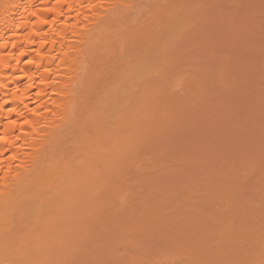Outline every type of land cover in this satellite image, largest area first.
<instances>
[{
  "label": "bare ground",
  "instance_id": "6f19581e",
  "mask_svg": "<svg viewBox=\"0 0 264 264\" xmlns=\"http://www.w3.org/2000/svg\"><path fill=\"white\" fill-rule=\"evenodd\" d=\"M193 1L0 0V264L91 262L90 250L106 238V260L98 262L105 258L100 246L102 257L93 256V264H111L121 246L129 257L118 256L117 263L162 264L146 261L150 254L135 256L159 241L171 252L165 264H246L251 256L264 264V228L256 226L264 221V198L251 202L256 208L246 203V210L222 197L220 209H238L223 224L206 219L212 229L220 223L214 229L220 242L212 245L214 231L187 213L213 209L212 187L207 195L191 190L196 194L190 191L182 205L176 201L180 209L170 215L159 213L156 201L164 216L157 218L154 207L157 217L150 216L147 208L137 227L124 225L123 240L114 234L123 229L122 210L124 218L136 214L129 178L120 177L173 132L183 114L166 100L175 60L174 47L164 41L182 17L206 14L203 6L186 7ZM155 52L163 60L150 83L148 60ZM194 199L195 210L181 209ZM153 241L158 244L146 249Z\"/></svg>",
  "mask_w": 264,
  "mask_h": 264
},
{
  "label": "rangeland",
  "instance_id": "374dc122",
  "mask_svg": "<svg viewBox=\"0 0 264 264\" xmlns=\"http://www.w3.org/2000/svg\"><path fill=\"white\" fill-rule=\"evenodd\" d=\"M204 3V0L186 2V7L192 8L197 5L205 7L206 14L199 16L196 20L195 15L192 16V14L188 15L189 18L182 17L180 21L183 23L174 29L164 41V44L169 48L174 47L175 53L173 52L172 56H174L176 65L170 74L173 78L170 88L166 91V100L171 101L169 105L173 106V110L183 113L182 117L180 116L182 120L180 119L177 127L173 129L174 133L169 132L167 137L141 152L140 161L133 163L129 170L120 177L121 180L129 178L132 199L136 203V214L134 220L133 215H128L126 218L129 220V217L132 218L131 221H128L124 218L123 210L120 212L119 219H123L125 223L120 222L122 230H115L114 234L119 237L121 234V236H125L124 231L127 224L126 227L132 229V226L134 228L138 221H142L141 218L147 216L145 215L146 211L151 214L150 216L154 214V217L161 218L164 216L162 214L170 215L175 208L176 210L180 209L176 201L179 200L182 205L183 198L189 197L186 195L191 190L198 189L196 192H199L204 189L203 193L207 195L208 187L215 188L216 190L213 192L217 196L214 195L216 198H214V202H217L218 205L214 204L216 207L211 205L213 209H210L216 210L214 211L216 214H218V210L224 209H220L224 206L219 201L222 197H228L227 200L233 202V205L241 206L243 204L245 209L247 208L246 203L250 208L253 207L252 204L255 200L259 201L260 199L259 203L256 202V204H260L264 198V0H211ZM161 54V52H155L148 60L151 73L148 72L147 78L150 77V83L157 79L155 75L163 60ZM253 168H255L254 174H252ZM115 187H117V183ZM186 188L188 189L187 193ZM161 189L163 191H160ZM167 190L170 191L167 193ZM196 192L192 193L196 194ZM192 193L190 194L193 195ZM199 193L197 195H202L201 192ZM195 200L182 206L181 209L191 207L195 210L194 203L197 202ZM156 201L157 203L160 201L162 204L160 202V205L158 204L160 208L162 207V211H159L162 214L157 211L159 207L154 204ZM203 203L204 201L202 205ZM263 204L264 202L262 206H264ZM209 206L208 204L207 207ZM153 207L156 208L154 209L157 211L156 215L157 213L159 215L155 216ZM218 207L219 209H216ZM254 207L256 208V206ZM198 208L195 210H198L197 213L187 212L189 215H193L192 222L195 224L196 221H201L202 217L204 220L200 224H203L207 218V220L210 218L209 222L211 221L212 224H214L213 221H217L214 220L215 218L223 224L225 220L234 218L231 215H235L238 209L228 212L224 209L223 212L220 211L218 215H215L210 212L211 210ZM248 208L246 210H249ZM127 209L129 210V207ZM144 210H146L145 213ZM253 212H250L251 215L255 214V211ZM109 213H102L101 221ZM230 213L232 214L230 215ZM217 222L216 224H218ZM129 223L132 226H129ZM204 223H206V229L214 231L212 236L216 234L214 229L220 227V223L215 225L214 229L211 227L212 224L207 225V221ZM257 223L258 228H264L263 219ZM137 225L139 226V224ZM199 227L201 228V225ZM199 227L197 225L195 229L193 228L194 231ZM196 231V234L199 233ZM212 232L210 233L212 234ZM200 235H203L202 232ZM216 235L212 238L218 236ZM209 236L208 239H211V235L207 237ZM120 238L123 240V237ZM210 241L212 242L209 244L215 245L219 240L215 238ZM108 242L109 240L106 238L102 242H98L95 249L90 250L94 246L86 248L88 251H94L89 256L93 259V256L96 257L97 254L99 257L98 252L100 251H97L99 250L97 248L101 246L100 255L105 258L101 259V256L99 257L101 260L94 259L96 261L99 259L98 262L102 263V260H106V252L109 251L106 250ZM132 242H135L133 238ZM159 243L161 244L155 242L156 245L158 244L155 246L158 250L155 247H149L151 250L148 252L150 251V253H146L145 250H136L135 256L145 255L146 258V254H150L145 259L146 261L150 263L159 260L165 264L163 263L166 261L164 258L166 259L168 257L166 255L171 252L168 251L165 242L159 241ZM155 244L154 241L145 244L146 249H148V245L152 247ZM161 245L166 249H163ZM104 246L107 248L105 249ZM121 247H118L120 250L115 254L121 258L122 256L123 258L124 256L129 257ZM249 247L250 245H247V249ZM245 248L243 251H246ZM248 251L245 252L244 257ZM130 253L134 257L132 251ZM162 253L163 255H161ZM251 257L254 260L257 258V256L256 258L255 256ZM92 259L90 262L88 258L89 262L83 263L93 264ZM115 259L111 264L117 261ZM125 260L120 259L122 264ZM254 260L251 261L252 264H254ZM251 262L247 263L251 264ZM121 263L116 262L115 264ZM133 263L136 264V262Z\"/></svg>",
  "mask_w": 264,
  "mask_h": 264
}]
</instances>
